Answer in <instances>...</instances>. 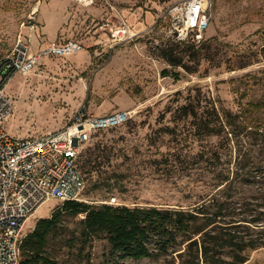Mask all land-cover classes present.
<instances>
[{"label":"rangeland","instance_id":"obj_1","mask_svg":"<svg viewBox=\"0 0 264 264\" xmlns=\"http://www.w3.org/2000/svg\"><path fill=\"white\" fill-rule=\"evenodd\" d=\"M186 1L108 0L85 7L75 0H0V57L20 34L33 53L57 31L49 42L83 47L66 58L44 59L9 82L5 94L15 111L6 130L27 139L62 130L81 110L97 116L131 112L127 124L93 134L81 148L86 188L77 202L190 209L211 201L223 205L225 226L237 228L232 234L258 245L245 264H264V134L258 135L264 133V110L249 107L264 103V59L258 57L264 0H210L209 28L181 40L173 33L171 10ZM123 25L137 38L115 45L111 29ZM165 51L169 58L181 56L185 67L171 65ZM190 102L203 116L212 106L229 109L249 129L208 136L177 112ZM63 206L57 200L42 206L26 223L23 238L38 218H50ZM81 218H63L47 253L54 264H87L88 254L93 264L103 262L108 245L94 241L84 250L77 234ZM185 248L128 263L182 264ZM228 256L227 261L235 258Z\"/></svg>","mask_w":264,"mask_h":264},{"label":"built area","instance_id":"obj_2","mask_svg":"<svg viewBox=\"0 0 264 264\" xmlns=\"http://www.w3.org/2000/svg\"><path fill=\"white\" fill-rule=\"evenodd\" d=\"M90 7L108 0H75ZM210 0H187L171 10L173 33L184 40L199 37L211 21ZM36 21L31 18V22ZM26 27L23 25V28ZM37 28L33 25L31 29ZM115 45L132 43L137 34L126 25L112 28ZM83 50L78 42L45 43L33 53L27 38L20 34L12 50L0 57V264H19L26 223L51 200L77 201L86 188L79 167L81 148L93 134L127 124L132 113L117 111L96 116L81 110L55 133L20 139L6 130L15 111L5 88L16 75H28L47 58H66Z\"/></svg>","mask_w":264,"mask_h":264},{"label":"trees","instance_id":"obj_3","mask_svg":"<svg viewBox=\"0 0 264 264\" xmlns=\"http://www.w3.org/2000/svg\"><path fill=\"white\" fill-rule=\"evenodd\" d=\"M164 56L171 65L185 67L181 56L176 55V59L169 58L166 51ZM258 57L264 59V46ZM199 107L190 102L177 112L197 122L196 129L204 131L208 136H221L227 132L228 137L234 135L235 129H249L240 117L229 109L223 108L220 112L212 106V113L203 116L199 113ZM249 107L253 111H262L264 103L251 104ZM244 123L247 125L246 120ZM262 127L263 124L256 129L257 133H260ZM263 134L262 132L258 135ZM222 210L223 205H213L211 201H205L190 209L112 205L95 207L77 201H67L64 202L63 208L50 218L36 222L22 242L19 264H54L49 260L47 253L66 216L82 217L77 234L78 239L84 241V250L94 241L107 243L108 252L103 255L101 264L157 260L172 252H178L177 249L183 246L186 248L180 254L182 264H245L248 261V252L257 249L258 245L252 242L248 244L244 238L232 234L231 230L237 228L225 226L226 216L222 214ZM222 252L224 254H221ZM231 254L235 257L232 256L231 261L224 259ZM87 264H93L91 254L87 255Z\"/></svg>","mask_w":264,"mask_h":264},{"label":"crops","instance_id":"obj_4","mask_svg":"<svg viewBox=\"0 0 264 264\" xmlns=\"http://www.w3.org/2000/svg\"><path fill=\"white\" fill-rule=\"evenodd\" d=\"M61 26H62V24H61ZM60 28H61V27H60ZM60 28H59V30H61ZM59 32H60V31H57V33L54 35V37H55L54 39L58 38V36H59ZM54 39H52V40H54ZM48 40H50V39H48ZM48 40H47V41L45 40V41H46L45 43H48V42H49ZM52 40H50V41H52ZM96 116H97V115H96ZM40 210H41V209H40ZM38 212H39V211H38ZM38 212H37V213H38ZM37 213L35 214V216L37 215ZM35 216H34V217H35ZM46 218H48V217H46ZM31 219H32V218H31ZM40 219H43V218L40 217V218H38L36 221H38V220H40ZM29 221H30V220H29ZM29 221H28V222H29ZM36 221L34 222V225L32 226V228H34V226H35V224H36ZM28 222H27V223H28Z\"/></svg>","mask_w":264,"mask_h":264}]
</instances>
